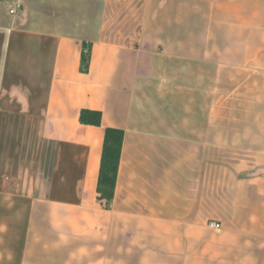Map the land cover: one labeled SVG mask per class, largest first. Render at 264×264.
Wrapping results in <instances>:
<instances>
[{"label": "crops", "instance_id": "1", "mask_svg": "<svg viewBox=\"0 0 264 264\" xmlns=\"http://www.w3.org/2000/svg\"><path fill=\"white\" fill-rule=\"evenodd\" d=\"M232 76L264 112V0H0V264H264V163L212 218L213 128L231 127L213 97ZM245 127L264 162V121ZM107 128L124 133L109 203Z\"/></svg>", "mask_w": 264, "mask_h": 264}, {"label": "rangeland", "instance_id": "2", "mask_svg": "<svg viewBox=\"0 0 264 264\" xmlns=\"http://www.w3.org/2000/svg\"><path fill=\"white\" fill-rule=\"evenodd\" d=\"M232 77V85L230 88H227L225 96L213 97V109L215 107L219 108L218 111L213 110V124L215 125V122L218 121H227L228 125L231 127L223 129L213 128L211 159L212 175L210 177L213 198V207L211 210L212 218L218 217L221 212L225 210L220 208L219 200L221 195H223L222 193L225 188H228V190L232 188L236 178L237 170L241 167L253 168L258 164L264 163L260 159L263 153L261 155L260 153H256L257 149H259V146L253 145L254 143L251 142L256 140L255 143H258V139H256L257 134H254L251 137L250 134L252 129L245 127L246 124L254 120L264 121V112H248L249 107L247 105L248 103H251L252 98L240 97L239 95L236 97V93H234L232 96L230 95L231 92L235 91L234 88L236 85V80L234 76ZM244 83L248 84V82H246V80H242L241 83V87L246 89ZM215 84L216 83L213 82V87L216 89L218 86ZM219 103H221L220 106ZM236 105H244V109L247 110L242 112L238 111L236 110ZM48 151H52L51 146H48ZM199 180L200 178L197 177V183ZM202 181L203 178L201 179V184Z\"/></svg>", "mask_w": 264, "mask_h": 264}, {"label": "trees", "instance_id": "3", "mask_svg": "<svg viewBox=\"0 0 264 264\" xmlns=\"http://www.w3.org/2000/svg\"><path fill=\"white\" fill-rule=\"evenodd\" d=\"M90 63V48L84 44L81 69L87 72ZM101 113L83 110L80 122L85 125L101 126ZM124 133L122 130L107 128L101 160V169L98 182V193L102 200L111 202L114 198L115 185L118 176Z\"/></svg>", "mask_w": 264, "mask_h": 264}, {"label": "built area", "instance_id": "4", "mask_svg": "<svg viewBox=\"0 0 264 264\" xmlns=\"http://www.w3.org/2000/svg\"><path fill=\"white\" fill-rule=\"evenodd\" d=\"M21 7L22 6H21V4L19 2H15L14 3V8L10 10V13L14 14ZM208 226L210 228H213V229H220L222 227V225L220 223H217V222H214V221L209 222Z\"/></svg>", "mask_w": 264, "mask_h": 264}, {"label": "water", "instance_id": "5", "mask_svg": "<svg viewBox=\"0 0 264 264\" xmlns=\"http://www.w3.org/2000/svg\"><path fill=\"white\" fill-rule=\"evenodd\" d=\"M256 174L257 175H264V169H259Z\"/></svg>", "mask_w": 264, "mask_h": 264}]
</instances>
